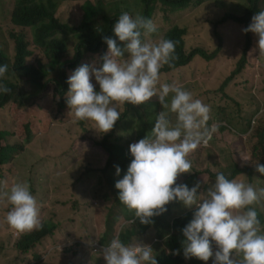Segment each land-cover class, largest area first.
Listing matches in <instances>:
<instances>
[{"label":"rangeland","instance_id":"1","mask_svg":"<svg viewBox=\"0 0 264 264\" xmlns=\"http://www.w3.org/2000/svg\"><path fill=\"white\" fill-rule=\"evenodd\" d=\"M83 1L61 2L56 17L62 23L77 25L84 13ZM91 1L99 4V0ZM118 1L121 8L133 10V17L144 8L140 0ZM14 4L15 0H0V50L12 60L15 44L11 33H23L30 43L28 60L31 64L50 63L44 51L32 44V30L12 23ZM258 5L264 9V1L259 0ZM248 6L247 0H194L186 7L175 8L158 1L150 18L157 31L149 39L163 38L169 28L177 25L186 29V52L197 47L209 55L216 53L210 61L198 56L187 66L160 75L156 86L159 89L161 84L176 83L210 106L207 127H215L212 139L189 154L192 172L181 174L177 179L181 184L198 174L194 183L201 184L198 195H206L208 188L214 185L215 180L209 173L223 172L231 180L236 168L243 171L235 179L251 183L257 189L264 188V175L255 170L256 163L264 160V56H260L258 49L249 55L254 48V33L245 34L233 23H217L225 14L244 15ZM64 36L71 37L62 60L67 63L75 58L77 39L72 34ZM241 57L243 68L235 73ZM124 59H127L126 53ZM100 62L101 55L91 54L86 55L82 64ZM67 74L69 77L71 70ZM91 82L99 92L94 76ZM21 87L25 94L31 93V87ZM125 109V104L119 105L121 115ZM129 109L128 117L114 125L110 132L98 133L94 122L69 117L66 101L57 105L53 85L48 86L42 100L29 102L27 106L13 100L0 108V133H9L0 137V150L1 147H8L4 152L9 149L7 161L0 164V191L10 190L14 183L27 182L37 200L40 219V225L31 232H17L6 221L11 206L6 199H0V264H106L101 248L93 245L108 243L118 232L129 228L135 218H125L124 208L116 201L114 187L109 182V177L115 173L111 171L112 166H107L109 157L98 143L114 132L110 143L128 147L151 134L156 116L163 111L156 96L142 105L131 104ZM170 117L175 123V114ZM28 125L30 131L25 130ZM174 206L171 215L176 217L186 212L193 214L196 210L195 206L192 209L181 204ZM254 207L262 216L259 220L264 232L263 201ZM42 225L57 228L35 243L33 250L26 254L20 252L17 242L24 234H34ZM184 239L180 236L179 252L182 253ZM136 241L150 245L157 257L165 248L164 240L154 242L153 230L141 238H133L131 243ZM212 243L215 253L216 245ZM182 258L183 264H205L194 257L186 259L184 254ZM213 261L214 256L207 264Z\"/></svg>","mask_w":264,"mask_h":264},{"label":"clouds","instance_id":"2","mask_svg":"<svg viewBox=\"0 0 264 264\" xmlns=\"http://www.w3.org/2000/svg\"><path fill=\"white\" fill-rule=\"evenodd\" d=\"M112 31L124 47L105 36L108 50L102 62L76 68L67 79L69 90L65 99L69 117L92 121L98 133H108L121 117L119 105L138 106L154 96L159 98L163 111L156 116L151 134L130 145L133 159L126 174L115 183L119 202L144 225L164 214L170 203H180L187 209L195 206L193 218L182 229L186 259L194 257L207 264L214 256L213 264H264V232L254 207L264 201V188L257 189L238 178L230 180L223 172L216 174L206 195H198L200 182L192 187L177 183L181 174L192 172L189 154L202 144L207 145L215 131L214 126L207 127L209 105L176 83L156 87L160 69L164 65L174 66L173 61L178 59V42L162 37L156 41L149 39L157 31L155 23L127 12L120 14ZM242 31L258 37L249 55L258 49L260 56H264V9L256 12ZM7 71L8 65H0V79ZM93 76L99 92L91 82ZM10 92V88L0 84V93ZM170 114H175V123ZM115 167L119 176L121 169ZM255 170L264 175V164L258 162ZM0 199H6L11 206L6 215L11 229L31 232L40 225L38 203L27 182H17L10 190L0 191ZM212 242L216 245L215 253ZM153 253L150 245L137 241L125 244L116 237L100 251L106 264H158Z\"/></svg>","mask_w":264,"mask_h":264},{"label":"trees","instance_id":"3","mask_svg":"<svg viewBox=\"0 0 264 264\" xmlns=\"http://www.w3.org/2000/svg\"><path fill=\"white\" fill-rule=\"evenodd\" d=\"M63 1L66 0H15L12 12V23L18 27L30 28L33 33L32 44L41 48L46 56L51 59V62L47 64H43L42 62H38L37 65L31 64L28 60L31 56V51L29 50L30 43L26 40L25 35L23 33H11V37L15 44L14 58L12 60L9 59L8 56L5 55L6 53L4 54V52L0 50V65H8V71L5 77L0 79V84L10 88L11 92L8 94L0 93V108H4L13 100H18L23 106H27L29 102L35 100H42L44 92L48 89V86L50 88L52 85L54 86L55 100L59 106L62 100L66 101L65 96L69 90V85L67 83L68 71L71 70L72 73V70L81 66L86 55H101L102 58L108 50L107 44L103 39L105 36L115 39L121 48L124 47L123 43L117 40L112 28L121 13L127 12L130 15L134 14L132 9L128 7L121 8V3L118 0L106 3L99 0V4H95L91 0H84L81 6L84 12L82 19L74 26L70 23H62L56 17L57 9ZM158 1L167 5L172 4L175 8H182L192 4L194 0H140L144 8L141 12L138 11L136 15L138 14L150 19L152 11ZM247 1L249 6L244 15L225 14L217 23H233L242 30L248 27L252 21V17L256 12L260 11L261 8L258 5L259 0ZM64 34H72L73 38L77 39L75 58L67 63H63L62 60L66 57L68 43L71 41V37H65ZM185 34L186 29L177 25L172 26L165 32L164 39L178 42L175 48V54L178 59L173 61L174 66L172 67L164 65L160 69L159 76L187 66L195 57H204V59L210 61L216 56V53L209 55L203 51L202 48L200 49L197 47L193 48L190 52H186ZM257 40L258 37L255 35L252 41L254 47ZM246 50L247 48H245V51ZM126 55L128 58L127 53ZM239 60L240 63L235 73L240 72L243 68L242 57ZM21 85L31 87V93L25 94ZM95 90L97 91V89ZM130 106L131 104L125 103L126 109L116 124L128 117L131 112L129 109ZM25 130L30 131V126L28 125L25 127ZM3 135H9V133L2 131L0 137ZM113 137L114 132H111L105 135L98 144L103 147L109 157L107 166H112L111 171L115 173V175L109 177V182L114 187L113 192L116 201L119 206L124 208L126 212L125 218H135L134 212L129 211L119 202L118 190L115 188L116 181L122 179L123 175L126 174L128 165L133 157L130 154V146L125 147L115 142L110 143ZM1 148L0 164H4L7 161L6 155L9 149L4 152V148L8 147ZM254 151L256 152V150ZM262 153V156H264V151H262ZM259 163L264 164V160ZM115 166H119L121 169L119 176L116 174ZM106 170L107 168L102 171ZM242 171L243 170L239 171L237 168L233 170V179L241 175ZM209 174L210 177L215 180L216 174ZM196 178H198V174H194L189 180L181 184H187L189 187H192L194 186ZM174 205H180V203L173 202L166 205L167 211L162 215L154 217L153 223L149 225L141 224L139 220L135 218V222H133L129 228L122 232H118L115 237L119 238L125 244H130L133 238H141L149 231L153 230L154 242L159 243V240H164L165 242V248L158 253V257L156 255L158 264H183V253L179 252V255H177L176 252L181 249L179 240L180 236H183L182 229L191 221L193 214L192 212H186L178 217L173 216L171 215V210L176 207ZM258 218L262 219V216L258 214ZM56 228V226L50 227L48 225H42L34 234H24L22 236L24 238L16 244L17 249L23 254L28 253L34 249L35 243H39L48 233L52 234V231L56 230ZM171 231L173 233L168 235ZM108 243L104 242V244L99 245L102 249L104 246H107ZM190 260H193V258ZM195 263H197V261H195Z\"/></svg>","mask_w":264,"mask_h":264},{"label":"built area","instance_id":"4","mask_svg":"<svg viewBox=\"0 0 264 264\" xmlns=\"http://www.w3.org/2000/svg\"><path fill=\"white\" fill-rule=\"evenodd\" d=\"M97 246H99V249L101 248L99 244H97V245H93V247H97Z\"/></svg>","mask_w":264,"mask_h":264}]
</instances>
